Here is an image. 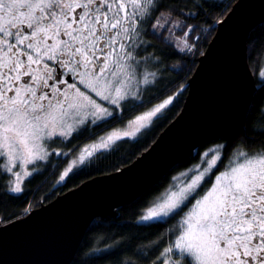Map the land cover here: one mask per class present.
Here are the masks:
<instances>
[{
    "label": "snow or ice",
    "instance_id": "snow-or-ice-1",
    "mask_svg": "<svg viewBox=\"0 0 264 264\" xmlns=\"http://www.w3.org/2000/svg\"><path fill=\"white\" fill-rule=\"evenodd\" d=\"M189 2L201 11L206 0ZM179 3L0 0V174L8 177L7 191L21 193L38 161L76 155L63 180L96 153L135 137L172 103L169 96L143 110L159 66L145 36L150 30L176 51L189 49L194 28L175 18L183 16L173 8ZM259 77L264 88V70ZM85 134L93 143L69 152L51 146ZM223 147L204 151L201 164L140 206L137 222L148 228L180 217L152 264H264V150H240L224 163Z\"/></svg>",
    "mask_w": 264,
    "mask_h": 264
},
{
    "label": "water",
    "instance_id": "water-1",
    "mask_svg": "<svg viewBox=\"0 0 264 264\" xmlns=\"http://www.w3.org/2000/svg\"><path fill=\"white\" fill-rule=\"evenodd\" d=\"M261 23L264 0H237L198 58L182 110L152 145L120 170L94 176L0 225V264H71L96 218L117 217L119 207L189 162L201 145L241 129L258 89L248 39Z\"/></svg>",
    "mask_w": 264,
    "mask_h": 264
},
{
    "label": "trees",
    "instance_id": "trees-1",
    "mask_svg": "<svg viewBox=\"0 0 264 264\" xmlns=\"http://www.w3.org/2000/svg\"><path fill=\"white\" fill-rule=\"evenodd\" d=\"M236 2L237 0H206L201 11L192 7L189 0H180L179 4L173 5V8L183 10V16L175 17L174 12V17L194 28L192 46L184 52L176 51L151 35V31L148 32L145 39L152 45L149 52L156 58L153 63L159 66L152 68L157 72L158 79L146 94L145 98L150 103L145 108L170 95L176 96L174 102L158 117L153 118L151 124L137 138H124L109 150L96 153L84 165L70 172L62 183L58 179L67 158L72 156L71 153L68 157L50 155L47 161L40 162L39 170L25 181L19 194L6 190L8 177L0 174V225L26 216L32 209L52 201L94 176L120 170L146 151L182 110L189 90L188 80L198 65V58L215 35L217 26L212 27L209 34L208 29L213 23H219ZM189 13L193 15L190 16ZM248 60L253 72L264 63V23L256 26L250 33ZM96 132L103 134L104 130L96 129ZM228 137L229 145L236 147H264V88H258L255 92L245 125ZM91 141L85 134L71 143L61 142L51 146L57 151L69 152L73 144L78 149ZM194 158L196 157L193 155L189 162L177 164L152 189L129 204L119 207L117 217L96 218L88 227L71 264H152L159 251L170 243L169 237H174L180 217L166 225L148 228L137 222L140 206L150 194L155 195L162 191L171 181L172 175L191 167ZM161 234L164 235L163 240L160 239Z\"/></svg>",
    "mask_w": 264,
    "mask_h": 264
},
{
    "label": "flooded vegetation",
    "instance_id": "flooded-vegetation-1",
    "mask_svg": "<svg viewBox=\"0 0 264 264\" xmlns=\"http://www.w3.org/2000/svg\"><path fill=\"white\" fill-rule=\"evenodd\" d=\"M168 1V0H165V2ZM150 30H148L149 32ZM148 35L145 36V38L147 37ZM260 70H264V63L257 69V71L255 72L254 71V75L256 77V81H257V85H259L261 82H262V78L259 77V71ZM229 136V135H228ZM226 136V137H223V138H220L218 140H214V141H211V142H208V143H205L203 145H201L199 148L196 149L195 153H194V156L196 158H194L192 161V165L191 167H195L196 164H201L202 163V154L204 151H208L209 149L211 148H214V147H217L219 145H223L224 147L221 149V152H222V155L223 157L225 158L224 159V163H227V157L230 155V154H234L235 152L237 151H240V150H244V151H255V152H260L262 150H264V147H256V148H246V147H242V146H234V145H229V142L228 139L229 137Z\"/></svg>",
    "mask_w": 264,
    "mask_h": 264
},
{
    "label": "rangeland",
    "instance_id": "rangeland-1",
    "mask_svg": "<svg viewBox=\"0 0 264 264\" xmlns=\"http://www.w3.org/2000/svg\"><path fill=\"white\" fill-rule=\"evenodd\" d=\"M230 10H231V9H230ZM217 23H218V22H217ZM217 23H213L212 26H210V28H209L208 31H207L208 34H209L210 30L212 29V27L218 25ZM153 71H154V70H153ZM170 96L173 97V100H172V103H173L174 100H175V98H176V96H175V95H170ZM168 97H169V96H168ZM168 97H166V98H168ZM166 98H164V99H166ZM161 102H163V100L157 101L156 103L152 104L151 106H153V105H155V104H157V103H161ZM172 103H171V104H172ZM171 104H170V105H171ZM151 106H149V107H151ZM168 106H169V105H168ZM168 106H167V107H168ZM167 107H166V108H167ZM147 108H148V107H147ZM147 108H145V109H143V110H147ZM166 108H165V109H166ZM165 109H164V110H165ZM164 110H163V111H164ZM163 111H162V112H163ZM121 127H122V126H121ZM146 128H147V127H145L144 129H146ZM144 129H142L141 132H142ZM109 130H111V129H109ZM141 132H140V133H141ZM140 133H138L135 137H130V138H137V136H138ZM103 134H104V133H103ZM101 135H102V134H101ZM91 143H93V141L89 142L88 144H91ZM58 151H60V150H58ZM77 154H78V152H77ZM66 157H68V156H66ZM48 159H49V157H48L46 160H44V162L47 161ZM76 159H77V156H76V155H72L71 157L67 158L66 163H65V165H64V167H63V169H62V171H61L60 177H59V179H58V182H59V183H60V182L62 183V182L65 181V179H66L67 177H65L63 180H61V176H62L63 173L67 170V168L69 167V165L71 164V162H72L73 160H76ZM40 162H42V161H38V162H37V164H36V167H37V168H38V164H39ZM78 166H80V165H77L76 167H78ZM28 167H29L30 170L33 168L32 165H29ZM76 167H74L73 170H74ZM189 168H192V167H189ZM189 168H188V169H189ZM188 169H186V170H181V171H179L178 173L172 175L171 180H172L173 177L180 176V173H181V172H187ZM73 170H72V171H73ZM33 174H34V173H33ZM27 179H28V178H27ZM27 179L24 180L23 185H22V189H23L24 184H25V181H26Z\"/></svg>",
    "mask_w": 264,
    "mask_h": 264
}]
</instances>
